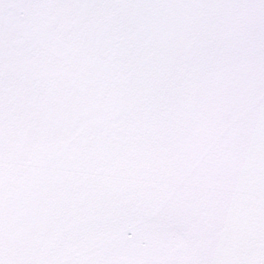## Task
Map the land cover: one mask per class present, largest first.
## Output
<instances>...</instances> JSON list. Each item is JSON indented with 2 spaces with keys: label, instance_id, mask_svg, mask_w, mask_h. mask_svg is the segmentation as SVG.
I'll use <instances>...</instances> for the list:
<instances>
[{
  "label": "rangeland",
  "instance_id": "374dc122",
  "mask_svg": "<svg viewBox=\"0 0 264 264\" xmlns=\"http://www.w3.org/2000/svg\"><path fill=\"white\" fill-rule=\"evenodd\" d=\"M0 264H264V0H0Z\"/></svg>",
  "mask_w": 264,
  "mask_h": 264
}]
</instances>
